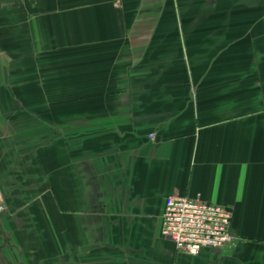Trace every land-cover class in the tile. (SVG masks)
<instances>
[{"label":"crops","instance_id":"0c3cea01","mask_svg":"<svg viewBox=\"0 0 264 264\" xmlns=\"http://www.w3.org/2000/svg\"><path fill=\"white\" fill-rule=\"evenodd\" d=\"M0 197V264H264V0H0Z\"/></svg>","mask_w":264,"mask_h":264},{"label":"built area","instance_id":"2783aa9c","mask_svg":"<svg viewBox=\"0 0 264 264\" xmlns=\"http://www.w3.org/2000/svg\"><path fill=\"white\" fill-rule=\"evenodd\" d=\"M4 211L5 204L0 197V214ZM230 221L231 213L223 206L172 195L164 201L161 235L177 251L195 256L202 249L228 246L232 242Z\"/></svg>","mask_w":264,"mask_h":264},{"label":"rangeland","instance_id":"374dc122","mask_svg":"<svg viewBox=\"0 0 264 264\" xmlns=\"http://www.w3.org/2000/svg\"><path fill=\"white\" fill-rule=\"evenodd\" d=\"M182 197V196H181Z\"/></svg>","mask_w":264,"mask_h":264}]
</instances>
